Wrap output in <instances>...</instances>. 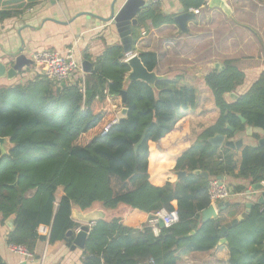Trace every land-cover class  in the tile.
Wrapping results in <instances>:
<instances>
[{
	"label": "trees",
	"instance_id": "trees-1",
	"mask_svg": "<svg viewBox=\"0 0 264 264\" xmlns=\"http://www.w3.org/2000/svg\"><path fill=\"white\" fill-rule=\"evenodd\" d=\"M178 1L187 13L206 7V0ZM15 14L0 11V21ZM172 23L173 17L163 15L159 3L150 2L132 28L133 43L138 28ZM139 57L149 72L157 66L154 53ZM83 60L92 65L83 79L77 75L59 86L37 75L24 84L0 88V138L12 145L7 155L0 151V220L3 224L12 219L7 244L24 246L32 255L37 242L46 239L36 230L46 226L48 244L70 247L73 237L67 233L80 226L71 217L73 207L86 211L95 204L105 210L125 206L130 213L124 219H102L91 226L80 264H179L190 253L212 251L222 238L229 264H264V204H253L247 218L223 237L222 216L201 218L210 206L211 178H240L251 185L264 181V146L243 148L237 166L232 150L207 142L216 134L231 138L227 125L264 134V72L232 103L224 96L244 80L238 61L222 60L221 69L207 74L204 85L219 116L189 146L188 116L197 106L198 92L181 83V76L160 79L153 88L139 81L125 84L130 69L120 45L105 47L94 61L86 54ZM122 110L125 115L118 118ZM177 137L182 149L162 159L163 182H154L150 161L157 147L172 150ZM196 170L207 173L208 179L193 174ZM181 171L186 175L177 180ZM58 188L63 195L56 201ZM243 190L236 187L232 192ZM162 209L175 211L178 221L168 227L158 223L155 236L148 220ZM229 216L234 219L233 213ZM0 264H6L1 257Z\"/></svg>",
	"mask_w": 264,
	"mask_h": 264
},
{
	"label": "crops",
	"instance_id": "crops-1",
	"mask_svg": "<svg viewBox=\"0 0 264 264\" xmlns=\"http://www.w3.org/2000/svg\"><path fill=\"white\" fill-rule=\"evenodd\" d=\"M143 1L149 4L153 2ZM225 1L230 9L229 15L219 9L209 8L206 0V7L200 9V14H193L195 18L187 22L186 32H182L174 20L172 24L159 28H150L148 24L146 29L140 27L134 31L137 38L132 45L133 54L154 53L157 56V66L153 72L157 76L179 75L182 77L181 83L194 87L198 92L197 106L188 116L189 146L194 144L203 129L212 126L219 116L210 90L205 87L203 80L211 71L217 70L216 64L221 67L222 60L235 59L244 74L242 84L224 96L227 103H232L247 92L264 72V0ZM124 2L125 0H0V11L16 13L0 21V64L7 70L10 67L9 62L13 60L10 54H22L30 59L35 52L51 51L69 53L79 63L81 71V62L85 61L83 55L90 56L94 61L105 47L120 45L110 16L112 13L116 14ZM158 3L162 14L172 16L173 19L182 8L178 0H163ZM196 56L202 58L195 59ZM37 75L40 74L34 65L25 68L12 80L7 79L5 73L0 71V88L24 84ZM246 129L228 138L243 140L242 148L233 151L237 166L241 161L242 149L256 147L258 140L264 137L261 130ZM256 135L259 138H256ZM181 142L180 138H175L171 143L172 150L157 147L150 161L151 179L154 182H163L166 169H162V159L168 160L174 156L175 151L181 150ZM223 179L233 195L226 200L230 206L222 209L217 217L222 216L227 223L228 220L231 221L230 212L234 214V218L240 215L247 203L256 204L261 192L253 191L249 180L233 177ZM236 187H242L243 192L234 194L232 190ZM58 190L60 195L56 201L63 195V189ZM217 205L210 207L216 210ZM91 211L95 210L90 208L81 211L73 207L72 216ZM97 211L103 213V220L113 217L124 219L130 213V209L125 206H119L115 210L100 207ZM10 230L9 226L5 222L2 224L0 220V257L6 264L81 262V250L71 251L70 247L63 243L50 245L47 238L37 242L32 258L25 259L16 255L9 250L6 241ZM154 234H158V229ZM192 258L195 260L194 264L201 258L206 259L203 264H229V250L227 244H218L206 253H190L183 257L179 264H192Z\"/></svg>",
	"mask_w": 264,
	"mask_h": 264
},
{
	"label": "water",
	"instance_id": "water-1",
	"mask_svg": "<svg viewBox=\"0 0 264 264\" xmlns=\"http://www.w3.org/2000/svg\"><path fill=\"white\" fill-rule=\"evenodd\" d=\"M209 8L219 9L224 12L226 15L230 14L229 6L227 5L225 0H207ZM149 2L143 0H125L120 9L116 14L112 13L110 16L111 24L115 27L117 32L120 45L122 47V56H124L125 64L129 67L130 71L125 78V84H129L132 82H143L150 87H154L156 81L160 79H164L166 77H159L153 71L149 72L142 64L139 55L133 54L132 45H133V37H132V28L137 26V16L140 12L148 8ZM195 16L191 13H187L183 8H180L178 11V15L173 19L174 23L179 27L182 32H186L187 22L193 20ZM10 57L13 58L9 62V69H5L4 65L0 64V71L4 72L7 76V79L12 80L18 74H20L25 68L33 66V62L30 59H27L22 54H10ZM92 68L91 63L88 61L81 62V72L82 74H88ZM220 65L216 64L215 69H221ZM122 100L125 101V92L122 93ZM125 110H122L117 114L118 118H123L125 115ZM242 124H245V120L237 115ZM226 129L229 130L233 135H238L240 131L234 130L233 128L226 126ZM249 127H247V131H249ZM144 134L141 136L137 144L135 145V149L143 142ZM207 142L214 148H227L232 151L239 150L243 146V140H231L225 137L223 134H216L213 137L209 138ZM257 146H264V137L260 138L257 142ZM12 148V145L8 138H0V151L1 156L7 155L9 150ZM193 174L200 175L204 179H208V175L205 172H200L198 170L194 171ZM186 174L184 171L177 172V180L181 177H184ZM221 178V177H219ZM253 191L261 192L256 204H264V191H262L261 185L255 184L252 186ZM231 195H233L231 193ZM252 203H247L245 205V210L234 219H232L229 223L224 224L220 228V236L223 237L224 234L236 227L242 220L247 218L250 210L252 208ZM230 206L229 202L222 201L218 203L216 210L213 207H208L204 212H202V221H207L212 219H216L220 211L224 208H228ZM74 221H76L80 226L78 228V232L69 231L67 233L68 237H73L72 245L70 246L71 251L76 249L83 250L85 246V240L88 232L90 231L91 226L98 220H102L103 214L99 211H91L85 214H75L71 216ZM5 223L12 229V219H8ZM160 225H163L162 222H159ZM227 241L225 238L219 240L218 244H226ZM26 264V263H22Z\"/></svg>",
	"mask_w": 264,
	"mask_h": 264
},
{
	"label": "built area",
	"instance_id": "built-area-1",
	"mask_svg": "<svg viewBox=\"0 0 264 264\" xmlns=\"http://www.w3.org/2000/svg\"><path fill=\"white\" fill-rule=\"evenodd\" d=\"M163 0H153V2H161ZM194 15L200 14V9H191L188 11ZM30 60L33 65L37 67L40 75L45 76L50 81L57 85H62L66 82H71L77 75L83 79V74L80 71V66L69 53L61 54L51 51L35 52L30 56ZM115 119L111 124L104 128V133L108 131L110 125L115 124ZM262 191H264V182L260 183ZM208 197L210 205H217L222 201H226L231 196V191L228 184L224 181L223 177H214L209 180L208 183ZM178 216L175 211H166L164 209L158 211L148 220V224L151 226L154 233L157 232L156 225L159 222L166 227L176 223ZM37 234L41 237L48 238L49 228L46 226H39L37 228ZM78 229L75 230V233ZM9 250L25 259L32 258V255L26 250L24 246L9 244Z\"/></svg>",
	"mask_w": 264,
	"mask_h": 264
},
{
	"label": "rangeland",
	"instance_id": "rangeland-1",
	"mask_svg": "<svg viewBox=\"0 0 264 264\" xmlns=\"http://www.w3.org/2000/svg\"><path fill=\"white\" fill-rule=\"evenodd\" d=\"M195 59H201L202 57L201 56H196V57H194ZM59 195H60V190H58L57 192H56V200H58V198H59ZM100 205H98V204H95L93 207H92V210H95V211H97V210H100ZM112 212V211H111ZM110 213V212H109ZM230 213H232V212H230ZM103 214V213H102ZM104 216V215H103ZM228 219H226V221H227ZM230 221L228 220L227 221V223H229ZM206 260V259H205ZM205 260H203L202 258L201 259H198V261L196 262V264H203V262L205 261ZM191 262H192V264H194V262H195V260H194V258H192L191 259Z\"/></svg>",
	"mask_w": 264,
	"mask_h": 264
}]
</instances>
